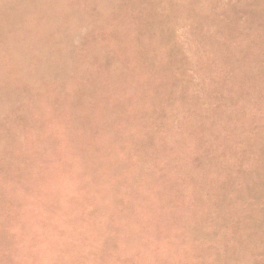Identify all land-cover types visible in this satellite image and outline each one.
I'll return each mask as SVG.
<instances>
[{"label":"rangeland","instance_id":"1","mask_svg":"<svg viewBox=\"0 0 264 264\" xmlns=\"http://www.w3.org/2000/svg\"><path fill=\"white\" fill-rule=\"evenodd\" d=\"M0 264H264V0H0Z\"/></svg>","mask_w":264,"mask_h":264}]
</instances>
